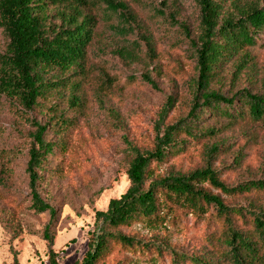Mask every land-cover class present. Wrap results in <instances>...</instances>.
I'll return each mask as SVG.
<instances>
[{
	"label": "trees",
	"instance_id": "obj_1",
	"mask_svg": "<svg viewBox=\"0 0 264 264\" xmlns=\"http://www.w3.org/2000/svg\"><path fill=\"white\" fill-rule=\"evenodd\" d=\"M107 1L114 11L124 10L122 5ZM195 2L200 12L195 38L186 25L176 21V15L170 16V23L179 28L183 42L190 46L195 63V76L188 84V110L169 121L175 100L168 98L154 123L151 146L140 149L127 143L132 157L126 170L129 187L122 196L111 199L106 210L95 212L87 251L74 264H161L166 257L171 264H264V209L253 203L243 206L225 201V197L264 194V176L228 185L222 179L225 166H215L223 156L217 143L204 147L201 167L161 173L171 157L186 153L194 142L220 135L221 130L203 126L206 118L221 117L229 125L248 121L264 126V79L259 93L243 89L228 97L212 87L224 66L234 60L233 78L252 63V51L264 32V0ZM89 5L90 0H0V30L6 39L0 51V100L26 115L41 107L53 91L77 88L67 74L81 76L85 71L97 26L85 13ZM147 45L154 58L153 46ZM142 79L158 89L150 73ZM100 86L102 93L113 95L111 79ZM72 96V105L80 102ZM60 119L64 124L70 122L62 115ZM33 125L36 130L30 135L26 167L31 209L50 215L41 236L52 247V221L57 211L43 199L40 184L44 165L59 144L47 140L51 123L35 121ZM241 165L242 157L234 155L232 168ZM184 218L215 229L208 237L212 247L208 254L189 257L171 245L170 230L179 232ZM156 230L163 235L144 234ZM58 254L50 250L49 264H60ZM13 264H19L16 255Z\"/></svg>",
	"mask_w": 264,
	"mask_h": 264
},
{
	"label": "rangeland",
	"instance_id": "obj_2",
	"mask_svg": "<svg viewBox=\"0 0 264 264\" xmlns=\"http://www.w3.org/2000/svg\"><path fill=\"white\" fill-rule=\"evenodd\" d=\"M112 1L124 10L114 11L107 0H90L85 9L97 26L83 75L67 74L77 88L53 91L41 107L26 115L0 100V178L4 181L0 183V264H13L15 255L19 264H49L50 250L59 253L60 264L80 261L88 248L95 212L106 210L109 201L129 187L126 170L132 157L127 143L140 149L151 146L154 123L168 98L175 100L169 121L188 110V84L195 76V63L190 46L170 23V16L176 15V21L186 25L195 38L200 21L195 0ZM147 43L155 50L154 58ZM5 44L0 30V51ZM251 57L252 63L237 78H233L236 60L224 66L212 87L228 97L243 89L259 93L264 79V32ZM147 73L157 90L143 81ZM107 79L112 80V96L100 88ZM73 94L80 100L74 105ZM61 115L70 122L62 123ZM35 121L51 123L47 140L59 144L44 165L40 184L43 199L57 211L52 221V247L41 236L51 217L31 209L26 175ZM203 126L221 133L215 139L194 142L186 153L171 157L161 173L201 167L204 147L217 143L223 156L215 166H225L222 179L228 185L264 176V126L248 121L229 125L221 117L206 118ZM234 155L242 157L239 168L231 166ZM225 201L243 206L253 203L264 209L263 193L225 197ZM214 230L184 218L179 232L170 230L171 245L189 257H201L212 249L208 237ZM144 234L152 237L163 232ZM161 264H171V259L166 257Z\"/></svg>",
	"mask_w": 264,
	"mask_h": 264
}]
</instances>
